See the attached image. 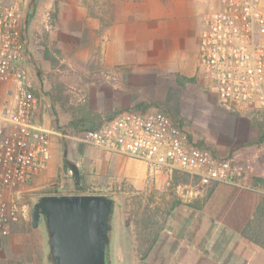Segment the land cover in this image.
<instances>
[{"label":"crops","instance_id":"0c3cea01","mask_svg":"<svg viewBox=\"0 0 264 264\" xmlns=\"http://www.w3.org/2000/svg\"><path fill=\"white\" fill-rule=\"evenodd\" d=\"M59 5V47L69 42L71 32L84 34L92 48L102 49V56L91 62L93 69L66 64L74 70L71 103L88 97L82 110L97 113V123L136 102L137 77L129 75L157 68L186 72L194 56L198 64L204 16L218 9L220 0H60ZM58 65L53 64L54 70ZM36 78L30 74V83L40 86L37 123L48 129L47 103L41 101L47 97ZM98 95L103 109L92 103ZM56 152L52 147L54 157ZM90 156L88 167L95 168L104 188L100 193L119 189L118 196H109L125 237L119 242L113 236V214L111 252L120 255L121 264L126 257V264H264V186L262 179L254 183L249 167L234 166L237 182H205L180 170L150 172L146 162L116 153ZM74 181L76 192H90L81 189L86 187L82 173ZM132 201L136 222L129 217Z\"/></svg>","mask_w":264,"mask_h":264},{"label":"built area","instance_id":"2783aa9c","mask_svg":"<svg viewBox=\"0 0 264 264\" xmlns=\"http://www.w3.org/2000/svg\"><path fill=\"white\" fill-rule=\"evenodd\" d=\"M27 1L0 0V83L11 86L9 98L0 101V237L19 216L15 195L46 171L52 158L50 130L37 123L39 99L24 63ZM204 23L198 66L211 80L220 105L262 115L264 0H220ZM80 140L106 153L142 160L150 172L180 170L205 182L239 178L233 166L236 155L221 157L193 143L187 129L159 107L121 110L86 129Z\"/></svg>","mask_w":264,"mask_h":264},{"label":"rangeland","instance_id":"374dc122","mask_svg":"<svg viewBox=\"0 0 264 264\" xmlns=\"http://www.w3.org/2000/svg\"><path fill=\"white\" fill-rule=\"evenodd\" d=\"M59 1L28 0L25 6L29 39L24 63L29 77L31 74L38 78L37 83L41 84V90L47 97L46 102L44 98L41 101L42 104L47 103L51 146L57 152L55 157L52 154L48 169L24 187L19 195H15L20 213L11 223L9 233L0 237V264H52L44 220L40 221L38 227L32 226L31 211L41 196L79 193L76 192L74 177L80 176V173L86 186L82 190L100 193L104 189L95 168L91 170L88 165L93 162L91 154L105 152L83 143L80 137L86 129L96 128L97 123L105 121L106 116L96 123L97 113L82 110L87 105L88 97H81L77 105L71 103L69 91L74 84V70L66 65L74 62V69L80 70L82 67L88 70L91 62L102 56V49L92 48L84 34L71 32L68 33L69 42L65 43L63 49L59 47L61 30L56 29L60 23ZM63 58L67 61L60 62ZM192 59L186 72L157 68L152 73L129 75L137 77L132 91L133 99L137 100L128 109L138 108L139 105L147 109H164L187 129L193 143L209 147L221 157L236 155L233 166L249 167L254 173V183L258 185L262 179L264 186V113L259 116L250 111L240 114L221 106L211 80L195 62L196 56ZM55 63L60 64L59 70H54ZM86 75L91 76L88 73ZM179 76H183L181 81ZM47 82L51 83V88L44 85ZM31 83L39 99L37 89L40 86L32 82V79ZM10 88L7 83H0L1 102L9 98ZM91 100L97 108L103 109L101 96L92 97ZM114 191L108 195L118 196L119 189ZM8 197L12 198L11 195ZM131 204L129 217L136 222L135 201ZM118 216L117 208L114 213L113 236L116 234L118 241L123 242L125 237L120 230V221L117 223ZM113 259L115 264H121L120 255L113 252L112 261ZM127 260V257L123 258L122 263L126 264Z\"/></svg>","mask_w":264,"mask_h":264},{"label":"water","instance_id":"95a60500","mask_svg":"<svg viewBox=\"0 0 264 264\" xmlns=\"http://www.w3.org/2000/svg\"><path fill=\"white\" fill-rule=\"evenodd\" d=\"M115 200L102 193L45 194L32 226L44 220L52 264H111Z\"/></svg>","mask_w":264,"mask_h":264},{"label":"trees","instance_id":"16d2710c","mask_svg":"<svg viewBox=\"0 0 264 264\" xmlns=\"http://www.w3.org/2000/svg\"><path fill=\"white\" fill-rule=\"evenodd\" d=\"M179 77H180L179 79H180V81H181V80L183 79V76H179ZM138 105H139V104H138ZM140 106H141V105H139L138 108H136V107H135V108H136V109H139V110H142V111H144V110L147 109V108H142V107H140ZM51 262H52V261H51Z\"/></svg>","mask_w":264,"mask_h":264}]
</instances>
